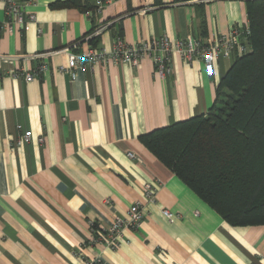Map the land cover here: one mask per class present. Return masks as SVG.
<instances>
[{"label":"crops","instance_id":"crops-1","mask_svg":"<svg viewBox=\"0 0 264 264\" xmlns=\"http://www.w3.org/2000/svg\"><path fill=\"white\" fill-rule=\"evenodd\" d=\"M32 1L25 9L34 22L0 30V264H264V225L226 223L139 139L206 114L233 59L218 57L208 75L203 62L172 55L165 79L148 57L136 67L78 64L73 79L60 70L68 54L109 53L118 41L212 43L247 24V0ZM26 131L30 141L18 145ZM145 183L156 188L153 203ZM136 201L144 205L136 230L124 229L115 249L90 243L92 230H106ZM163 209L180 218L167 221Z\"/></svg>","mask_w":264,"mask_h":264},{"label":"trees","instance_id":"trees-1","mask_svg":"<svg viewBox=\"0 0 264 264\" xmlns=\"http://www.w3.org/2000/svg\"><path fill=\"white\" fill-rule=\"evenodd\" d=\"M245 10L249 52L237 55L220 79L208 112L139 139L226 223L259 226L264 225V0L245 1Z\"/></svg>","mask_w":264,"mask_h":264},{"label":"built area","instance_id":"built-area-1","mask_svg":"<svg viewBox=\"0 0 264 264\" xmlns=\"http://www.w3.org/2000/svg\"><path fill=\"white\" fill-rule=\"evenodd\" d=\"M0 4L3 5L5 17V21L0 24V30L11 33L13 25L22 26L27 22L35 21L34 14L26 12L25 9L26 6L33 4L32 0H0ZM102 7V3L98 1L95 9L96 14L100 13ZM248 37L249 28L248 25H244L233 26L226 33L217 36L209 44H203L200 40L193 37L171 40L166 36L151 39L150 41L140 40L135 45H124L121 41H118L114 49L109 53L105 49L98 48L89 49L85 54L78 56L68 54L67 66L60 67V70L67 71L71 79H73L75 77L73 70L78 64L112 61L136 67L144 58L148 57L154 65V71L158 78L165 79L171 73L172 55H178L181 60L188 64L193 61L203 62L208 75H212L213 63L218 57L234 60L237 55L249 52ZM75 45L73 44L72 46ZM44 70H46V65H41L34 73L22 74V78L25 82H30ZM31 136V131L24 132L18 137L17 144L28 143ZM39 141L41 142L42 138ZM127 156L133 157L131 153H128ZM155 192L156 188L151 183H145L143 185L145 202L153 203ZM161 213L169 222L180 218L178 213H172L166 209L161 210ZM143 218L144 205L136 201L129 207L125 217L115 219L106 230H102L99 233L96 230H92L90 243L101 244L106 248L115 249L119 245L123 230H136ZM85 264H100V261L96 258Z\"/></svg>","mask_w":264,"mask_h":264}]
</instances>
